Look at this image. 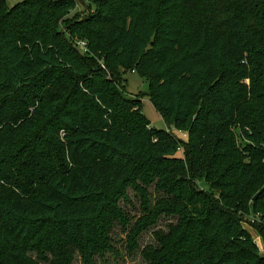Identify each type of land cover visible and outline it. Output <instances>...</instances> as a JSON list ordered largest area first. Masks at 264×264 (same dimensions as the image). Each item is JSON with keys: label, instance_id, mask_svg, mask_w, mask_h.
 <instances>
[{"label": "trees", "instance_id": "trees-1", "mask_svg": "<svg viewBox=\"0 0 264 264\" xmlns=\"http://www.w3.org/2000/svg\"><path fill=\"white\" fill-rule=\"evenodd\" d=\"M90 1L67 36L82 0H0V264H96L163 217L140 264H264V0Z\"/></svg>", "mask_w": 264, "mask_h": 264}, {"label": "rangeland", "instance_id": "rangeland-1", "mask_svg": "<svg viewBox=\"0 0 264 264\" xmlns=\"http://www.w3.org/2000/svg\"><path fill=\"white\" fill-rule=\"evenodd\" d=\"M20 0H7L9 6L14 5ZM83 4L79 3L75 6L73 10L63 15L58 23V29L67 34V24L68 22L83 18L86 15V8H89L91 5L90 0H82ZM94 7V5L92 6ZM75 44L78 41L76 38ZM120 89L123 91L125 96L128 97H136L140 98L142 101V107L144 113L151 121V125L157 129H171V131L181 140L185 141L186 136L183 132L178 131L174 126H168L164 118L162 117L160 111L155 107L154 103L150 99V87L149 82L146 78L141 77L136 72H128L123 75V79L119 82ZM239 131V130H238ZM179 154L183 156V152L179 151ZM196 187L198 189L204 190L206 192H210L216 194L215 190H212L208 185H206L202 181L196 182ZM133 195V194H132ZM141 199L139 196H132L131 203H125V209L131 215L130 217L134 219L138 218L142 213V205ZM174 218H161L154 229L144 232L139 240L138 245H140V249L131 250L128 243V231L124 230L122 227H117L115 232L113 233V243H114V251L107 252L103 257H99L96 259V264H140L143 262V257L141 255V250L147 246L148 244H152L154 242L153 231L163 228L165 229L166 223L171 221ZM242 224L250 231L252 238L256 242L259 248L260 254H264V233L257 227L259 222H257V218L255 215H241ZM131 250V251H130ZM76 264H83L81 260L77 261Z\"/></svg>", "mask_w": 264, "mask_h": 264}, {"label": "built area", "instance_id": "built-area-1", "mask_svg": "<svg viewBox=\"0 0 264 264\" xmlns=\"http://www.w3.org/2000/svg\"><path fill=\"white\" fill-rule=\"evenodd\" d=\"M76 46L81 50L82 53L86 52L87 43L84 40H78ZM179 151L183 152V148L180 146Z\"/></svg>", "mask_w": 264, "mask_h": 264}, {"label": "crops", "instance_id": "crops-1", "mask_svg": "<svg viewBox=\"0 0 264 264\" xmlns=\"http://www.w3.org/2000/svg\"><path fill=\"white\" fill-rule=\"evenodd\" d=\"M7 1V0H6Z\"/></svg>", "mask_w": 264, "mask_h": 264}]
</instances>
